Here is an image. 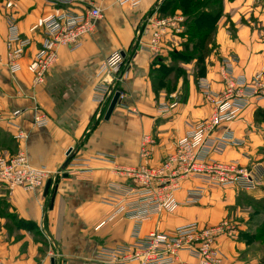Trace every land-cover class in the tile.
<instances>
[{"label":"crops","instance_id":"obj_1","mask_svg":"<svg viewBox=\"0 0 264 264\" xmlns=\"http://www.w3.org/2000/svg\"><path fill=\"white\" fill-rule=\"evenodd\" d=\"M170 1L143 0L136 10L106 4L96 33L87 36L76 51L60 49L46 82L34 87V57L43 40L41 31L31 34L30 29L40 26L56 9L44 0H0V57L6 53L10 21L18 23L21 32L34 39L21 61L20 72L12 77L5 68L0 71V109L5 116L0 122V154L15 155L22 147L31 165L51 174L47 195L46 185L35 191L21 187L10 190L0 185L4 204V217L0 215V260L4 264H105L97 258L101 250L133 244L132 221L99 229L95 226L109 209V203L118 199L121 187H129V179L116 173V168L161 164L183 139L188 123L210 116L213 103L202 95L198 84L206 80L214 92L223 89L220 58L239 56L234 67L237 76L251 77L264 63V6L259 0H221L222 14L214 35L219 55L206 59L208 64L202 74L191 71V65H184L189 70L187 79L177 77L168 90L167 82L159 83L155 77L156 56L135 48L149 40L148 21L166 13L160 7L162 3L168 7ZM181 41V36L169 35L165 46L173 47ZM116 51L124 55L122 78L106 85L111 91H121L124 99L106 121L110 100H100L103 81L98 73L105 59ZM36 105L49 116L46 127L33 126ZM162 105H172L169 116L160 114ZM17 109L25 112L11 120V112ZM262 117L264 102L252 105L243 117L226 125L246 146L229 148L221 156L214 155L215 160L264 164L259 152L264 133ZM19 130L28 134L25 141L17 139ZM142 135L154 138L146 156L140 152ZM69 151L72 158L64 168ZM194 188L203 190L198 204L187 201L188 190ZM236 192L188 181L176 195L181 205L178 211L163 213L144 223L141 235L192 223L215 225L225 217L227 206L235 202V198L220 197ZM232 229L235 237L219 239L227 264H250V243L236 235V228L235 234ZM182 257L190 260L185 253Z\"/></svg>","mask_w":264,"mask_h":264},{"label":"built area","instance_id":"obj_2","mask_svg":"<svg viewBox=\"0 0 264 264\" xmlns=\"http://www.w3.org/2000/svg\"><path fill=\"white\" fill-rule=\"evenodd\" d=\"M57 11L42 21L44 30L41 47L34 59L35 87L46 82L49 72L57 60L60 49L76 51L84 44L87 36L94 35L97 25L103 18L105 6L117 5L131 10L140 8L143 0H44ZM180 17L154 18L149 20L151 26L148 44L138 45L136 51L146 49L159 53L168 33L178 34L181 31ZM38 27V26H37ZM34 27L32 32L37 29ZM15 23L8 25L6 40V55L4 62L0 60V69L5 68L13 77L22 69L21 59L25 52L34 44L20 33ZM164 38V39H163ZM3 63V64H2ZM124 55L120 51L110 54L102 63L98 77L102 78L100 100H112L115 93L107 85L116 84L122 78ZM110 78V80L108 79ZM226 90L215 95L207 83L201 84V89L213 103L215 112L208 120L202 121L189 129L187 136L180 141L175 151L159 167H117L116 173L127 177L129 187H121V197L109 203V209L100 217L95 226L97 229L106 226H117L123 221L135 223L134 243L126 246L101 250L97 258L105 264H225L217 243V237L226 234L233 235L232 222L225 221L218 227H199L189 224L173 231H152L141 235L144 223L157 218L163 213H175L180 203L176 195L183 189V184L190 180H203L209 185L218 187H236L242 190H255L258 183V172L249 167H241L235 162L223 163L215 160L214 155L222 153L236 143L233 133L226 125L223 126L221 138L216 135L221 124H231L253 100H264V69L255 77L247 80L245 77L235 78L225 75ZM107 84V85H106ZM35 103L36 98L31 97ZM172 108V106H171ZM160 114L169 116V107L162 105ZM25 110L17 109L11 112V120L20 117ZM5 119L0 110V122ZM50 123L48 114L39 106L34 107L33 126L46 127ZM232 135V136H231ZM28 134L19 130L17 139L25 141ZM153 140L150 135H142L140 152L142 156L149 154ZM50 172L37 168L29 162L24 148L12 156L0 154V185L13 190L21 187L35 191L44 188L50 179ZM190 197L200 200L203 190H189ZM188 255L185 260L182 254ZM0 264H4L0 260Z\"/></svg>","mask_w":264,"mask_h":264},{"label":"rangeland","instance_id":"obj_3","mask_svg":"<svg viewBox=\"0 0 264 264\" xmlns=\"http://www.w3.org/2000/svg\"><path fill=\"white\" fill-rule=\"evenodd\" d=\"M178 1L179 0H173L170 3L171 5H170L169 9L166 11V13H162L160 16H157L156 18H164L165 19V18H170V17H175V16L182 18L183 20L181 22H179V27L181 28V31L178 34L168 33L166 35V37L169 35H172V36L178 35V36H181V38H183L184 41H181L176 46L168 48L165 46V40H166V37H165V39L163 38L164 41H162L163 42L162 43V49L160 50L159 53H153V52L149 51L154 56H156L155 61H154V63H155V67H154L155 77L156 78L162 77L163 80H165L167 82L166 83L167 85L166 84L165 85L167 86L168 90L172 89V87H173L172 81H174L177 77H180L182 75V76H185V79H187V77L189 75V72H188L189 70L184 65H187V66L191 65V67H192V70L190 69L191 71H193V69H194V71L196 70V71L200 72V71H202V69L206 68V66L208 64V61L206 59L208 57L210 58L212 55H215V56L219 55V53H218L219 48L214 41L215 32L211 33V36L208 38H205V39L201 38L200 34L196 30H194L193 26L191 25L192 21L188 20L189 8H185V12L184 11L181 12L179 8L175 9V10L173 9L175 4ZM199 2H200L199 5L195 6V8L193 9V10H195L194 13L192 12L193 15H195L196 13L198 14V12H201L202 14L212 12V11L215 12L219 7L222 10V3H221L222 1L221 0H199ZM259 3L261 4V7L264 6V0H259ZM56 11H57V9H56ZM47 17H45V18H47ZM11 23H15L16 27L18 26V23L13 22V21H10L8 23V25ZM148 23H149V21H148ZM41 24H42V22H41ZM41 24H40V26L39 25L33 26L30 29V32H31V34H35V33L37 34V33H39V31H41L40 34L42 35V40L44 41V38H43L44 30L41 28ZM34 27H37V29L32 32V29ZM18 28H19V26H18ZM18 30L20 31V33L22 35H24L28 39L34 41V39L31 36L23 34L21 32L20 28ZM7 35H8V26H7L6 40H7ZM149 40H150V36H149ZM149 40L146 43L142 42L141 45L148 44ZM41 44H42V42L37 47V51L41 47ZM5 49H6V41H5ZM135 49L137 50V48H135ZM6 51H7V49H6ZM262 53L264 54V49L262 50ZM5 55H6V53H5ZM23 57H22V59H23ZM4 59H5V56L0 57V60L3 62H4ZM22 59H21V61H22ZM34 59H35V57H34ZM239 61H240V58H239V56H237V54H230V55L224 57V59L223 58L219 59V62L221 63L220 70L222 69L220 72L222 75L221 76L222 77L221 83L223 84V89L221 91L214 92L211 89L210 83L206 80H204L198 84L199 85V87H198L199 91L202 93V95L208 101H210V100L208 99V97L204 94V92L201 89L202 83H207L210 86V89L213 92V94L220 95L221 93H223L226 90L225 75L233 76L235 78L245 77L247 80H250L252 77H255L259 72L263 71V69H264V63H262L258 67L257 71L251 77H248L245 74L237 76L234 74V67L239 63ZM182 66L184 67L183 68L184 70L182 69ZM33 67H34V63H33ZM1 69H2V65H1ZM1 69H0V71H1ZM33 78H34V70H33ZM33 86H34V84H33ZM261 102H264V100H262L260 102H256L254 100L251 103L249 102L247 107L240 112L238 117L236 119H234V121L232 123L237 121L239 118L243 117L245 111L248 108H250L252 105H255L256 103H261ZM171 106H168L169 111L171 109ZM0 110L2 112H4L3 109H0ZM213 112H215L214 106H213L212 113ZM212 113L210 114V116L212 115ZM210 116L205 118V119H202L201 121H197L194 123H188L183 139L187 136L189 129H191L194 125H197L198 123H200L202 121L208 120L210 118ZM260 122L264 123V117L261 118ZM224 125H227V124H221L218 127L219 129L216 133V135L219 136L218 139L222 137L220 135L225 133L224 132L225 130L223 131ZM229 130L233 133V131L231 129H229ZM262 130L264 131V126L262 127ZM233 136H234L233 141L236 143V145H234L233 147H229V148L239 149V148H243L246 146V142L243 139L237 138L234 133H233ZM151 137L153 140V143H152V145H153L154 144V138H153V136H151ZM262 137H263V144L260 147L259 152L264 157V133H262ZM183 139H181L180 141H182ZM179 142H177V144ZM177 144L175 145V148H176ZM175 148H174L173 152L175 151ZM229 148H227V149H229ZM226 150H224L222 153L216 154V156H221ZM2 155H4V154H2ZM9 156H12V155H9ZM166 159H164L162 161V163ZM231 162H234V161H231ZM223 163H229V162H223ZM235 163H238V162H235ZM161 164H159L157 166H152V168L159 167ZM238 164H240V163H238ZM240 166L241 167H249L250 169L255 170V172H258L259 180H258L256 189L247 191V190H242V189H239L236 187H226V188L225 187H219L221 189L231 188V189L238 191V192H236L237 194L236 193H232V195L224 194L220 197L222 200H227V199L233 200L235 198L234 204L227 206V208L225 209V212H226L225 217L222 219V221L218 222L215 225H203L202 226L199 223H192V224H196L199 227L211 228V227H218L222 223H224L225 221L229 220L230 223L232 222L231 226L234 228V234H235V228H236V232H237L236 235L239 237L243 236L242 237L243 240L250 243V251H249L250 262L249 263L250 264H264V164L262 162L252 161L248 165L240 164ZM136 167H139V166H136ZM148 167H150V166H148ZM190 181H193V180H190ZM197 181H201V180L197 179ZM186 182H188V181H186ZM201 183H202V185H204L208 188H213V187L217 188L218 187V185L217 186L209 185L206 182H204L203 180L201 181ZM184 184H183V186H184ZM121 196H122V194H121V192H119V197H121ZM187 201L190 202L191 204H198L199 203V200L198 199L197 200L192 199L190 197V194L188 195ZM180 207H181V205H180ZM175 213H173V214H175ZM166 214H172V213L166 212ZM0 215L4 217V204L1 202V198H0ZM12 217H14V216H12ZM177 228H175V229H177ZM175 229H173V230H175ZM173 230H170V231H173ZM229 231L225 232L226 234H221L217 237V243L219 245V249L222 252L223 256L226 258L225 264H227L228 258L226 256V254L220 248L219 239L223 236L230 237L228 235ZM165 232L168 233L169 231H165ZM233 237H235V235ZM237 239L239 240L238 237H237Z\"/></svg>","mask_w":264,"mask_h":264},{"label":"trees","instance_id":"obj_4","mask_svg":"<svg viewBox=\"0 0 264 264\" xmlns=\"http://www.w3.org/2000/svg\"><path fill=\"white\" fill-rule=\"evenodd\" d=\"M173 0L170 1V3ZM168 4V7L165 6L166 3H162L161 7H160V11H166L169 9L171 4ZM199 0H179L175 6H174V10L175 9H180L181 12H185V8H189V13H188V20L192 21V26L194 28V30H196L201 38H208L211 36V33H214L216 30V25L217 22L219 20V18L221 17L222 14V10L219 7L215 12H208V13H201L198 12V14L196 13L195 15H193L194 11L193 10L195 8V6L199 5ZM193 12V13H192ZM199 46V45H198ZM202 71H200V74H202ZM159 83L163 82V78L159 77L157 78Z\"/></svg>","mask_w":264,"mask_h":264},{"label":"water","instance_id":"obj_5","mask_svg":"<svg viewBox=\"0 0 264 264\" xmlns=\"http://www.w3.org/2000/svg\"><path fill=\"white\" fill-rule=\"evenodd\" d=\"M120 96H121V94L119 92L115 93V95L113 96V98H112V100L110 102V105H109V107L107 109L106 115H105V120L106 121H109L110 120V118H111V116H112V114H113L116 106L118 105V103L120 101ZM71 158H72L71 151H69L68 152V160L64 164V168H66L68 166ZM50 185H51V182L48 181L47 184H46V187H45V195L48 194Z\"/></svg>","mask_w":264,"mask_h":264}]
</instances>
